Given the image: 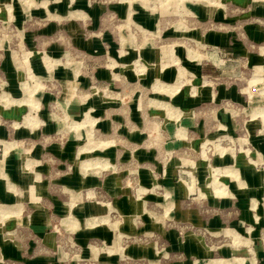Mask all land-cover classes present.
Wrapping results in <instances>:
<instances>
[{"label":"rangeland","instance_id":"obj_1","mask_svg":"<svg viewBox=\"0 0 264 264\" xmlns=\"http://www.w3.org/2000/svg\"><path fill=\"white\" fill-rule=\"evenodd\" d=\"M0 264H264V0H0Z\"/></svg>","mask_w":264,"mask_h":264},{"label":"crops","instance_id":"obj_2","mask_svg":"<svg viewBox=\"0 0 264 264\" xmlns=\"http://www.w3.org/2000/svg\"><path fill=\"white\" fill-rule=\"evenodd\" d=\"M178 29H179V28H178ZM179 30H180V29H179ZM193 58H197V56H194ZM89 133H90V131H89ZM89 133H88V135H89ZM3 145H4L5 149L9 147V144H7V143H3ZM102 145H104V144H102ZM104 163H105V162H104ZM104 163H102V164H103V165H102L103 167L106 166ZM100 167H101V166H100Z\"/></svg>","mask_w":264,"mask_h":264}]
</instances>
